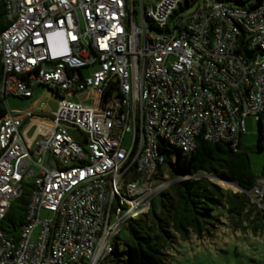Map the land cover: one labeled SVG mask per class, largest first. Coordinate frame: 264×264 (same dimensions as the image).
Returning <instances> with one entry per match:
<instances>
[{
  "label": "built area",
  "instance_id": "obj_1",
  "mask_svg": "<svg viewBox=\"0 0 264 264\" xmlns=\"http://www.w3.org/2000/svg\"><path fill=\"white\" fill-rule=\"evenodd\" d=\"M0 3V97L44 87L56 102L0 118V222L31 185L18 238L0 231V264H112L122 230L172 184L154 181L160 142L236 147L252 118L264 155V1ZM241 192L264 210V174Z\"/></svg>",
  "mask_w": 264,
  "mask_h": 264
},
{
  "label": "trees",
  "instance_id": "obj_2",
  "mask_svg": "<svg viewBox=\"0 0 264 264\" xmlns=\"http://www.w3.org/2000/svg\"><path fill=\"white\" fill-rule=\"evenodd\" d=\"M194 3L198 0H189ZM238 5L250 4L252 8L264 0H217ZM3 5L0 3V34L7 29ZM3 64L0 57V81ZM6 114L5 101L0 97V118ZM256 153H263L262 128L258 129ZM172 180L189 177L162 191L147 214L133 220L124 228L126 239L117 237L110 256L112 264H169L162 246L164 237L173 233L188 238L190 233L202 236L210 220L228 218L234 227L252 229L254 234H264V210L254 204L241 191L232 192L221 188L209 177H228L243 191L250 192L257 178L250 160L242 148L241 139L236 147L226 142L210 143L197 137L195 148L187 155L178 149H170L163 142L158 144ZM174 160V162H172ZM264 174V167L262 175ZM31 185H22L20 196L11 203L0 222V231L14 241L24 223L30 201ZM264 203V202H263ZM264 205V204H263ZM119 241H122V249Z\"/></svg>",
  "mask_w": 264,
  "mask_h": 264
},
{
  "label": "rangeland",
  "instance_id": "obj_3",
  "mask_svg": "<svg viewBox=\"0 0 264 264\" xmlns=\"http://www.w3.org/2000/svg\"><path fill=\"white\" fill-rule=\"evenodd\" d=\"M183 6L187 10L185 12L190 11V7L187 6L185 1ZM182 12V8L179 7L176 14ZM32 102H38V105L44 103L40 110L36 112L37 114L44 115L56 109V102L52 93L44 87H35L31 100H19L9 97L6 99L5 105L9 113L18 115L23 111L30 110ZM246 130L247 133L241 138L242 148L249 157L253 174L257 179H260L264 167V155L262 152L256 153L254 151L259 132L258 125L252 118L247 120ZM71 133L73 134V132ZM163 173L167 175L164 180L161 179ZM157 176L154 181L159 186L169 182L173 186L179 182L171 179L168 169L165 167L160 170ZM178 178L181 179L182 177ZM209 178L225 190L239 191L235 185L224 180L219 181L212 177ZM23 185H30V180L26 178ZM155 202L158 204L157 200ZM41 217L49 218L50 214L43 211ZM127 236V231L123 229L120 238L126 239ZM119 243L122 249V241H119ZM162 253L169 264H264V234H254L251 228L234 227L230 219L224 218V216L217 217L209 221L202 236L194 233H190L188 238H183L175 233L171 238L165 236Z\"/></svg>",
  "mask_w": 264,
  "mask_h": 264
},
{
  "label": "water",
  "instance_id": "obj_4",
  "mask_svg": "<svg viewBox=\"0 0 264 264\" xmlns=\"http://www.w3.org/2000/svg\"><path fill=\"white\" fill-rule=\"evenodd\" d=\"M203 177H210V176H203ZM212 178H214V179H218V180H224V181H226V182H228V183H230V184H233V185H235L238 189H239V191H241L242 189L236 184V183H234L230 178H228V177H222V176H219V177H212Z\"/></svg>",
  "mask_w": 264,
  "mask_h": 264
},
{
  "label": "crops",
  "instance_id": "obj_5",
  "mask_svg": "<svg viewBox=\"0 0 264 264\" xmlns=\"http://www.w3.org/2000/svg\"><path fill=\"white\" fill-rule=\"evenodd\" d=\"M36 104H37V102H36V103L32 102V103H31L32 106H31L30 109H32V108H34V107H40V105H38V104L36 105ZM35 105H36V106H35ZM50 112H51V111H50Z\"/></svg>",
  "mask_w": 264,
  "mask_h": 264
},
{
  "label": "bare ground",
  "instance_id": "obj_6",
  "mask_svg": "<svg viewBox=\"0 0 264 264\" xmlns=\"http://www.w3.org/2000/svg\"><path fill=\"white\" fill-rule=\"evenodd\" d=\"M51 98V97H50ZM52 99V98H51ZM220 181V180H219ZM226 183V182H225ZM231 186H233V185H231ZM237 188V187H236Z\"/></svg>",
  "mask_w": 264,
  "mask_h": 264
},
{
  "label": "clouds",
  "instance_id": "obj_7",
  "mask_svg": "<svg viewBox=\"0 0 264 264\" xmlns=\"http://www.w3.org/2000/svg\"><path fill=\"white\" fill-rule=\"evenodd\" d=\"M176 181H180V180L178 179V180H176Z\"/></svg>",
  "mask_w": 264,
  "mask_h": 264
}]
</instances>
